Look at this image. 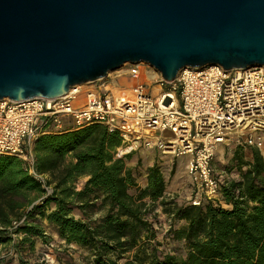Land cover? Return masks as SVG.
Instances as JSON below:
<instances>
[{"label":"trees","instance_id":"1","mask_svg":"<svg viewBox=\"0 0 264 264\" xmlns=\"http://www.w3.org/2000/svg\"><path fill=\"white\" fill-rule=\"evenodd\" d=\"M119 146L117 134L99 124L37 136L33 168L52 189L48 195L21 159L0 154V247L32 250L34 237L45 239L41 225L30 221L38 216L65 244L84 249L89 264H264L261 151L252 148L250 160L238 158L237 178L221 184L219 201L193 206L165 197L157 163L139 187L136 168L125 162L133 152L116 157ZM158 205L182 221L168 230L182 251L166 250L157 240Z\"/></svg>","mask_w":264,"mask_h":264},{"label":"water","instance_id":"2","mask_svg":"<svg viewBox=\"0 0 264 264\" xmlns=\"http://www.w3.org/2000/svg\"><path fill=\"white\" fill-rule=\"evenodd\" d=\"M144 63L264 67V0H0V99L56 98Z\"/></svg>","mask_w":264,"mask_h":264},{"label":"built area","instance_id":"3","mask_svg":"<svg viewBox=\"0 0 264 264\" xmlns=\"http://www.w3.org/2000/svg\"><path fill=\"white\" fill-rule=\"evenodd\" d=\"M139 64L144 63L133 64L120 76L121 83L111 84L107 77L93 82L79 107L75 102L82 92L80 85L51 99H0V154L21 159L48 195L52 189L33 168L32 141L66 127L99 124L120 139L116 157L142 149L165 157H188L187 202L199 206L203 201H219L225 181L211 165L217 147L236 138L244 147L264 148V67H185L172 82L160 75L155 78L153 86L169 88L152 97ZM64 118L69 126L64 127Z\"/></svg>","mask_w":264,"mask_h":264},{"label":"rangeland","instance_id":"4","mask_svg":"<svg viewBox=\"0 0 264 264\" xmlns=\"http://www.w3.org/2000/svg\"><path fill=\"white\" fill-rule=\"evenodd\" d=\"M133 64L125 63L120 68L111 71L106 76L107 82L113 84L115 81H118V78L122 74H125L126 71L132 67ZM142 69V78L144 79L147 89L152 97L157 96L162 91L169 88L168 84L155 88L154 80L159 77V72L155 71L152 67L139 64ZM103 80V79H102ZM122 81V80H121ZM153 83V84H152ZM89 85L81 86V95L77 98L75 106H82L84 102V91L89 90L94 87V83H86ZM64 127L70 124L69 119H63ZM217 152H215L212 159V168L214 173L221 179V181H226L228 179L237 178V173L239 169V159L242 161H247L250 157V150L252 148L244 147L240 145L236 138H231L225 145L223 144L217 147ZM146 150L141 152H133L130 157L126 158L125 162L127 166L136 168V180L139 187H143L146 180V172L148 166V160L146 158ZM153 151V150H147ZM264 157V148L259 150ZM126 154H123L124 156ZM154 163L156 157L151 156ZM168 161V160H167ZM163 172L164 180L166 185L170 186L168 192L173 195L174 200L178 204L187 203V193H188V178L186 176V171L184 172V165L179 164L176 158L173 162H167L162 166L161 162L157 163ZM83 181V179H80ZM166 186V187H167ZM132 194H136V190H130ZM50 206H48L45 211H50ZM157 213V224L154 227L158 228L157 240L162 244L161 247H164L166 250L175 248L176 250L182 251L183 246L179 242L172 241L168 236V230L171 225L175 228H178L182 225V221H178L176 218H173L171 215L166 214L162 211V207L158 205L156 207ZM73 215L79 217L78 212H73ZM98 216V215H95ZM34 223L41 225L45 239L39 237H34V246L33 249L25 248L22 252L18 253L15 251V248L12 246H7L5 248L0 247V264H20V259L29 263H41V264H89L87 257V252L84 249H81L75 245H67L65 242L58 238L54 227L49 224L45 219H42L36 216L34 219H31ZM21 236V234H17Z\"/></svg>","mask_w":264,"mask_h":264},{"label":"crops","instance_id":"5","mask_svg":"<svg viewBox=\"0 0 264 264\" xmlns=\"http://www.w3.org/2000/svg\"><path fill=\"white\" fill-rule=\"evenodd\" d=\"M122 79H121V77L120 78H118V82L119 83H121V82H123V80L121 81ZM67 126H69V124L67 125ZM230 140V139H229ZM228 140V141H229ZM227 141V142H228ZM226 142V143H227ZM226 143H224V145L226 144ZM222 145L223 144H221V147H222ZM220 146V145H219ZM218 149V148H217ZM217 149H216V151H217ZM142 151V150H141ZM141 151H139V152H141ZM146 152V158H147V160H148V166H147V168H149V167H151L152 165H153V162H154V160H153V158H151V156H153V157H156V161L155 162H157V163H160L161 162V164H162V166H164L165 164L167 165V162H173V160L175 159L174 157H165V156H162V155H160L158 152H156V151H145ZM188 157H176V160H177V162L179 161V164H180V166L181 165H184V172H185V168H186V164H187V162H188ZM168 160V161H167ZM246 160H250V157L247 159L246 158ZM212 165V164H211ZM130 166V165H129ZM131 167V166H130ZM187 176V175H186ZM83 180H85V179H83ZM170 184L171 183H169L168 184V186L166 185V183H165V191H164V195H165V197H167V198H173V195L170 193V192H168L167 190H168V188H169V186H170ZM146 185V180H145V184H144V186ZM143 186V187H144ZM167 186V187H166ZM189 191H190V183H188V193H187V195H189Z\"/></svg>","mask_w":264,"mask_h":264},{"label":"bare ground","instance_id":"6","mask_svg":"<svg viewBox=\"0 0 264 264\" xmlns=\"http://www.w3.org/2000/svg\"><path fill=\"white\" fill-rule=\"evenodd\" d=\"M86 85H89V84H83V85H81V86H86ZM155 88H157V86H155ZM217 152V151H216Z\"/></svg>","mask_w":264,"mask_h":264}]
</instances>
